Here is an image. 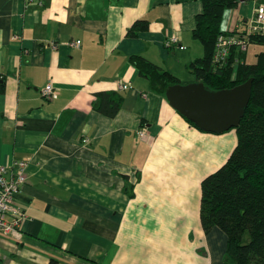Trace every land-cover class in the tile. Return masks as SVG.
<instances>
[{
  "label": "crops",
  "instance_id": "0c3cea01",
  "mask_svg": "<svg viewBox=\"0 0 264 264\" xmlns=\"http://www.w3.org/2000/svg\"><path fill=\"white\" fill-rule=\"evenodd\" d=\"M258 5L224 10L221 30H245ZM201 11L202 0H0V165L8 177L26 161L20 235L0 234V264H232L226 234L202 228L200 199L235 130L194 127L129 59L197 82L187 64L204 55L192 35ZM232 51L252 64L264 42ZM102 91L122 97L112 117L92 106Z\"/></svg>",
  "mask_w": 264,
  "mask_h": 264
},
{
  "label": "trees",
  "instance_id": "16d2710c",
  "mask_svg": "<svg viewBox=\"0 0 264 264\" xmlns=\"http://www.w3.org/2000/svg\"><path fill=\"white\" fill-rule=\"evenodd\" d=\"M240 0H202V11L196 16L192 35L204 47V55L187 64L198 82L211 90L232 88L252 78L249 102L235 130L237 142L226 161L201 181L200 222L205 232L212 227L226 234L224 261L232 264H264V58L258 55L252 64L238 62L233 74V53L227 62L213 59L224 10ZM145 20L136 21L129 33L146 28ZM244 34L246 33L243 32ZM249 43H263L264 34L247 35ZM233 52V51H232ZM131 64L147 79L150 89L165 96L166 87L179 80L166 69L140 55L130 56ZM122 97L116 92L96 93L94 109L114 116ZM190 124L196 127L191 121ZM130 189V190H129ZM132 187L124 190L132 195ZM48 264H57L50 259Z\"/></svg>",
  "mask_w": 264,
  "mask_h": 264
},
{
  "label": "water",
  "instance_id": "95a60500",
  "mask_svg": "<svg viewBox=\"0 0 264 264\" xmlns=\"http://www.w3.org/2000/svg\"><path fill=\"white\" fill-rule=\"evenodd\" d=\"M252 78L232 88L211 90L202 82L175 83L166 87L165 98L197 128L221 133L236 127L249 102Z\"/></svg>",
  "mask_w": 264,
  "mask_h": 264
},
{
  "label": "built area",
  "instance_id": "2783aa9c",
  "mask_svg": "<svg viewBox=\"0 0 264 264\" xmlns=\"http://www.w3.org/2000/svg\"><path fill=\"white\" fill-rule=\"evenodd\" d=\"M28 1L32 2V0ZM245 31L246 33L244 34L243 32ZM251 33L264 34V5H258L256 7L253 18L247 22L245 30L232 28L225 30L217 36L213 52L214 61L219 64L227 62L234 48L239 51H244L249 44L247 35ZM174 41L176 39L171 38L170 42ZM78 43V41L72 42L75 45ZM238 62V58L233 59V64ZM118 86L121 89L126 87L123 82H120ZM41 93L49 99L56 96L51 82L45 84ZM139 135H143V132L139 131ZM83 141L86 142L87 139L85 138ZM25 167L26 161H15L13 172L7 177L5 175L7 173V166L0 165V234L20 235L19 228L23 212L16 205L14 196L26 181Z\"/></svg>",
  "mask_w": 264,
  "mask_h": 264
}]
</instances>
